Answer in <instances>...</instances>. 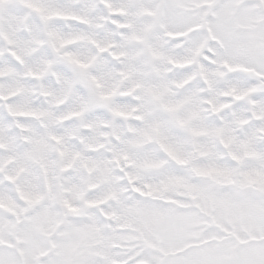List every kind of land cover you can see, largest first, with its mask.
Masks as SVG:
<instances>
[{"label":"snow or ice","instance_id":"6c2138e0","mask_svg":"<svg viewBox=\"0 0 264 264\" xmlns=\"http://www.w3.org/2000/svg\"><path fill=\"white\" fill-rule=\"evenodd\" d=\"M0 264H264V0H0Z\"/></svg>","mask_w":264,"mask_h":264},{"label":"rangeland","instance_id":"374dc122","mask_svg":"<svg viewBox=\"0 0 264 264\" xmlns=\"http://www.w3.org/2000/svg\"><path fill=\"white\" fill-rule=\"evenodd\" d=\"M79 132H80V130H79V128L77 127L75 130H74V132L72 133L73 135H76V136H79ZM93 139H96V137H94ZM108 139V137H105V140H107Z\"/></svg>","mask_w":264,"mask_h":264}]
</instances>
